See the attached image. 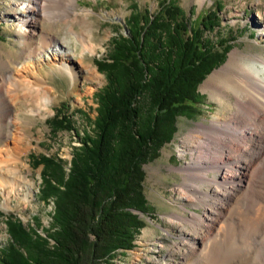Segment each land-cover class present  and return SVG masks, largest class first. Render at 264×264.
I'll return each instance as SVG.
<instances>
[{
    "label": "trees",
    "instance_id": "16d2710c",
    "mask_svg": "<svg viewBox=\"0 0 264 264\" xmlns=\"http://www.w3.org/2000/svg\"><path fill=\"white\" fill-rule=\"evenodd\" d=\"M207 18L215 22L217 14ZM127 23L128 33L113 37L107 58L97 61L107 82L95 94L93 130L74 148L70 171L61 160L34 159L43 165L41 195L54 199L51 226L42 235L8 219L0 264H111L136 247L146 226L141 213H150L144 165L173 139L177 117L198 103L199 84L225 51L207 44L205 20L195 26L168 0L156 13L136 10ZM71 123L59 109L53 130Z\"/></svg>",
    "mask_w": 264,
    "mask_h": 264
},
{
    "label": "rangeland",
    "instance_id": "374dc122",
    "mask_svg": "<svg viewBox=\"0 0 264 264\" xmlns=\"http://www.w3.org/2000/svg\"><path fill=\"white\" fill-rule=\"evenodd\" d=\"M22 1L24 0H0V66L3 63L11 62L12 58L17 60L15 64L14 62L9 63L12 64L11 72L14 74L25 71L20 70L24 61L21 58L18 59L17 54L21 49L22 35L20 33L25 29L23 28L21 32L18 23L13 19L14 13L22 10L18 8ZM163 1L78 0L79 12L73 28L86 38L92 37L97 50L94 53L83 52L82 45L77 42L73 34H70V40L65 41V45L78 52L74 61L77 81H74L70 74L61 69L52 70L48 61L43 60L41 66L47 77L48 84L46 85L51 88V96L54 98L50 109L45 110L46 112L43 111L41 115H33L24 113L25 99H22L21 104L18 101L14 103L16 108L7 118V120L12 119L14 123L10 125L8 120L4 130L7 134L9 133L8 137L16 135L28 140L29 148L22 156V176L29 184H32L33 189L29 202L25 198L22 199L23 194L17 196L16 193H13L8 205L4 204V192H0V249L10 241L7 222L12 217L21 219L25 225L33 226L42 235H45V231L51 226L52 214L55 210L54 199L44 200L42 197L40 191L43 186V165L37 166L34 159L42 156L52 157L57 161H63L65 173L70 171L74 148L81 145V137L86 132L93 130V121L98 114L96 110L98 102L95 94L107 82L105 74L98 70L97 61L107 58L113 37L128 33L127 20L132 13L136 10L139 12L150 10L152 13H156ZM168 1L178 6L188 17L190 23L195 26H201L205 20L208 25V28L205 29L207 44L215 47L217 53L225 51V55L222 61L199 84L198 92L201 96L198 98V103L194 108L177 117L178 130L173 139L164 144L158 154L144 165V193L148 200L150 213H141V215L146 220V226L135 242L136 247L123 251L111 264H178L181 262L182 257L179 250L175 248V242H180L179 236L188 232L186 230L190 232L191 227L182 225L180 222H172L170 216L174 213L190 215L189 210L202 213L203 207H199L195 201L191 200V202L182 198L178 192V186L184 182L186 176L181 167L185 166L186 162L192 161L190 153H187L185 158L180 157L179 148L185 145L184 141L187 140L188 134L194 131L199 123L209 124L212 119L222 121L229 119V112L222 111L218 96L211 95L210 91L204 90V86L215 73L227 64L230 53L234 50L264 57V37L260 38L264 26L262 17L264 0H206L204 3L201 0ZM65 4L63 1L52 0L50 11L57 18L60 16L64 18L71 13L70 8ZM210 12L217 14L215 22L207 18ZM258 13L261 15L257 16ZM57 21L47 16L44 17L41 21L40 31L53 34L57 39L65 40L66 33L64 30H59L60 26ZM34 38L31 39L32 42L34 41L32 45H37L40 42V33L36 34ZM224 44H228L229 47L224 49ZM32 64L34 72H36V63ZM90 66L97 68L100 74L99 80L92 81L89 78L88 67ZM32 77L33 79L38 78L37 73H33ZM9 85L13 89L10 83ZM15 93L12 90V96ZM16 94V97L21 98L23 92ZM59 109L70 118L72 123L69 129L54 131L53 119ZM223 114L227 116L224 117ZM20 117L23 118L21 123L17 121V118ZM24 126L27 129H24ZM218 130L224 131L225 129L218 128ZM10 146H14L12 138L0 144V161L4 158L2 150ZM261 170H264V160L255 169L254 177ZM0 173L5 174L6 170H0ZM239 207L240 210H244V205ZM247 207L249 205L245 206V208ZM230 228L232 229V227ZM239 230L241 235L233 243L238 240L242 244H252L258 240L263 243L264 241V237L262 238L264 234L259 235L253 226ZM231 236V230L225 228L215 237L229 239ZM253 256L255 259L251 264H264V243L257 246Z\"/></svg>",
    "mask_w": 264,
    "mask_h": 264
},
{
    "label": "bare ground",
    "instance_id": "6f19581e",
    "mask_svg": "<svg viewBox=\"0 0 264 264\" xmlns=\"http://www.w3.org/2000/svg\"><path fill=\"white\" fill-rule=\"evenodd\" d=\"M59 1L71 10L64 18H57L50 11L52 0H24L18 5L22 10L14 13L13 19L19 30L24 28L28 33L21 31V49L17 53L18 59L24 61L20 70L25 71L11 72L12 64L9 63L17 62L13 58L0 66V144L9 138L14 143L2 150L4 158L0 161V170H6L5 174L0 173V192L5 194V205L9 204L13 193L23 194L22 199L29 202L33 189L22 176V156L29 148L28 140L16 135L8 137L9 133L4 130L8 120L10 125L14 123L12 119L7 120L16 108L14 103L21 104L25 99L24 113L27 114L41 115L50 109L54 98L51 88L46 85L47 77L41 66L43 60L48 61L52 70L61 69L77 81L74 61L78 52L65 45L70 34L82 45L83 52L97 50L92 37L86 38L73 28L79 12L78 0ZM205 1L201 0L202 3ZM46 16L58 20L59 30L66 33L65 40L40 31L41 21ZM262 17L264 19V14ZM263 30L264 26L260 38L264 37ZM38 33L40 42L32 45L31 39ZM32 63H36V72ZM33 73H37L38 78L33 79ZM88 76L92 81L100 79L93 66L88 67ZM12 90L23 92L22 97H16V93L12 96ZM204 90L218 96L222 111L229 112V119L199 123L188 134L185 145L179 148L180 157L185 158L190 153L192 161L181 167L186 176L178 186V192L182 198L203 207V212L189 210L190 215L174 213L170 216L172 222L191 227L190 232L186 230L188 232L179 236L180 242H175L182 257L178 264H251L257 246L264 241L252 244L233 241L241 235L239 229L252 226L259 235L264 234V170L254 177L255 169L264 160V57L234 50L227 64L208 80ZM17 119L21 123L23 118ZM243 205L242 211L239 206ZM246 205L249 207L245 208ZM225 228L231 230V238L215 237Z\"/></svg>",
    "mask_w": 264,
    "mask_h": 264
}]
</instances>
